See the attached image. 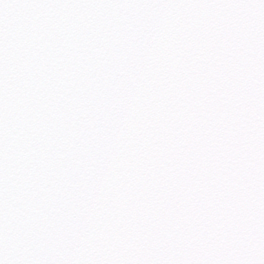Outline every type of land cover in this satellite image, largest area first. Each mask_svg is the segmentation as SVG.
I'll list each match as a JSON object with an SVG mask.
<instances>
[{
  "label": "snow or ice",
  "instance_id": "snow-or-ice-1",
  "mask_svg": "<svg viewBox=\"0 0 264 264\" xmlns=\"http://www.w3.org/2000/svg\"><path fill=\"white\" fill-rule=\"evenodd\" d=\"M0 264H264V0H0Z\"/></svg>",
  "mask_w": 264,
  "mask_h": 264
}]
</instances>
